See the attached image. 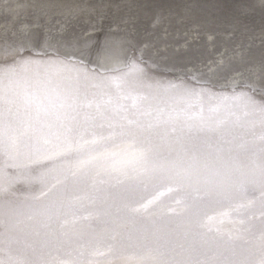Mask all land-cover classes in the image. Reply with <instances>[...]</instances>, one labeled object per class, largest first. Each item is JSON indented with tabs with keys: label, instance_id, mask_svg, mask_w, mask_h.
<instances>
[{
	"label": "bare ground",
	"instance_id": "obj_1",
	"mask_svg": "<svg viewBox=\"0 0 264 264\" xmlns=\"http://www.w3.org/2000/svg\"><path fill=\"white\" fill-rule=\"evenodd\" d=\"M128 1L0 0V141L13 149L0 163V264H224L231 256L224 245L213 261V243L201 232L229 241L256 232L252 218L264 207L252 202L264 190L238 200L248 186L225 177L243 169L237 151L264 170V147L253 144L264 146V24L255 18L259 11L264 18V0H249L250 7L244 0L238 13L225 7L237 14L230 19L201 9L220 28L189 9L165 10L160 34L158 14L141 29L137 14L125 23V12L109 19L108 6L113 14ZM156 1L153 9L162 11ZM182 57L188 62L173 64ZM230 115L254 125L249 144L223 133ZM202 116L205 123L197 121ZM200 127L216 135L199 146ZM101 150L102 161L121 160L103 180L90 166ZM152 156L163 161L149 162ZM32 171L45 190L29 182ZM156 180L170 181L158 188ZM48 197L61 199L62 208L36 205ZM258 241L250 251L254 264H264ZM196 243L198 252L205 246L193 263ZM239 261L227 264H248Z\"/></svg>",
	"mask_w": 264,
	"mask_h": 264
},
{
	"label": "water",
	"instance_id": "obj_2",
	"mask_svg": "<svg viewBox=\"0 0 264 264\" xmlns=\"http://www.w3.org/2000/svg\"><path fill=\"white\" fill-rule=\"evenodd\" d=\"M186 1H191V0H159V4L164 9H160L162 11H156L155 12V9H153V4H155V2H157L156 0H130V3H129V1L127 3H121L122 5H125L126 8H125V6H122V8L119 9V11H117L116 13H113V14H111L112 11H110V10H112V6L111 5H110V7L108 6L107 8L110 9L108 11V16L110 17L109 19L115 20V19L120 17L125 12L126 15H127L126 18H123L122 21H119V23H125L123 21L126 20L128 18V16L133 18V15L137 14L138 19H137V22H136V26L140 27V29H141L143 26H146V27L150 26V21L152 19V16L155 15V14H158V15L161 16V21H160L159 25L156 26V29L160 28V30L157 32L158 34H160L161 31L163 30L164 17L166 16V14L163 11H165V10H176V11H180V12L183 11L184 12V11H188V9H189L190 15H192L193 18L201 19V21H203L204 24L207 25V26H208L207 21H209L210 22L209 24H212L211 25L212 28H220L218 26L220 24H216L215 25V23H217V20H220V19L218 18V19L214 20L212 18L211 14L215 13V15H217L216 17L221 16L223 19H230L231 16L235 17L237 15L236 13L233 14V15H226V9L230 13H232L231 10H230L231 8L235 9L236 12H237V10L240 12V10L242 8L241 5L243 4L244 0H212V1H214V3H213L214 5L216 3H218L217 7L212 6L213 10H211L212 8H211V5H210V4H212V1L207 2L206 0H199V2H198V1H194L193 0V1L190 2V6H188V7H186L184 9L182 6L185 4ZM246 1H248L247 5L250 7L251 6V2L249 0H246ZM92 2H94V1H92ZM118 2H119V0H117V3ZM225 7H227V8L225 9ZM100 8L101 7H99V9ZM99 9H98V11H99ZM201 9L202 10H206V11H210L211 14L208 15L210 17H206V15L202 16L203 15L202 13H205V12L201 11ZM83 11H85V10H83ZM80 12H82V11L80 10ZM117 13H119V15L114 16ZM261 13H262V15H261ZM101 14H102V12H101ZM256 15H255V18H257L261 23L264 24L263 12L259 11V13L256 14ZM250 16H252V15L250 14ZM100 19H102V18H100ZM246 20H250V19L246 18ZM100 22H102V21H100ZM102 23L104 24V26L107 25L106 20H103ZM175 28H173V31H175ZM176 33H172L171 35H174ZM134 39L137 40L138 38H136V36H134ZM77 46L79 47V49L81 48V44L80 43L77 44ZM195 50H197V52L195 54H199V52L202 53V48L200 49V51H198L197 48H195ZM178 55H180V54H175V56H178ZM181 59H182V61H180L179 59L177 60V62H180V63H173V64H184L185 62H188L187 60L183 61L184 60L183 57ZM130 62H131V60H130ZM173 75H175V74H173ZM94 93H95V89H93V94ZM66 97L67 96H64V99ZM4 99L6 100L7 96L4 97ZM44 103L46 105H49V106L51 104H53V103H49V102H44ZM68 104H70V103H68ZM39 106H41V105H39ZM39 106H36L37 109L41 108ZM53 106H51V107H53ZM63 106L66 108L67 104L66 105L64 104ZM59 109H61V108H59ZM218 113L221 114L222 112H218ZM28 116L29 117L30 116L33 117L32 114H29ZM78 117H79V115H78ZM217 117H219V118H217L218 120H221V117L219 115ZM241 117L242 116L230 115V117L222 125L223 128H224V132L223 133L226 134V135H229V134L232 135L233 136L232 138H234V139H238V137L241 136V138L243 137L247 141V143L249 144V140H247V138H251L252 137V134L254 132L255 127H254V125L250 126L248 124L247 125L243 124V122H242L243 120H242ZM262 117H264V116H262ZM86 121H87V123H89V120H86ZM197 121H200L201 123H205L206 119L204 118V116H202ZM214 126H216V125H214ZM199 133L200 134H198L197 132L195 133V135H196V137H195L196 139L195 140H196V143L199 144V146L202 143V139H204L202 137L208 136L207 134H209V135L212 134V137H215V135H216V133H210V131H204V128H201V127H200V130H199ZM250 141H252V140H250ZM253 144H256V148H254L255 150H257V149L260 150V149H262L264 147L262 145L263 143H256L255 142ZM115 145L116 144L112 143V141H111L109 143V145H107L105 147H110V146L113 147ZM74 146L77 147L78 149H80L79 146H77V145H74ZM246 146L248 148L249 145L246 144ZM243 148H244V146H243ZM243 148H240L238 150H241ZM111 150H112V148H111ZM12 151H13L12 147H10L8 144L5 145L4 142L0 141V163L1 164H4V162H8V155ZM200 156H202V155L200 154ZM152 158H156V156L150 157L148 161L149 162H162L163 161L160 158L153 159V160H152ZM236 158L238 159L237 160L238 164H240V166L243 169H240L241 171H239L238 174H236L234 172H230L225 178H227L226 179L227 181L232 179V178L234 180H236V182L234 180L233 181L230 180L232 182L233 186H235V183L238 184L239 182H242V184L240 183L241 186H246L247 185L248 186L247 190L242 191V194H240L237 198H238V200H245V202H248V201L250 202L251 199H253L252 198L253 196H255V195L259 196L258 193L262 194V192H260V190H264L263 189V187H264V170H260L258 168L255 169L253 167V165L246 164L245 161H243V156L238 151H237V154H236ZM148 166H150V165H148ZM34 167H37V166L27 167V172L32 170ZM148 170L157 171L159 175L160 174L161 175L165 174V173H160L157 169H153L151 167H149ZM144 171H146V170H144ZM253 171L256 173L255 175H252ZM31 173H33V174H31ZM31 173L28 176L30 178H33V180H29V182L30 183L38 182L39 185H41V187L44 188L43 190H45L46 187H47V184H46L47 182L44 181V179L42 180L41 177L39 175H37L35 172L32 171ZM188 174L189 173H188V170H187L185 172V176L186 175L189 176ZM237 176H238V178H236ZM254 176H257V177H254ZM156 179H158V177H156ZM156 181L160 182V184H158V186H159L158 188H160V187H165L161 183L169 182L170 180H163V181L156 180ZM255 184H257L258 186L255 187L254 186ZM151 187H153V186H151ZM158 188H155V187L153 189L150 188L151 190H148V192H149L148 194L149 195L150 194H154L155 191ZM61 192L64 195H69V194L72 193L70 191H66V189H61ZM156 192H158V191H156ZM54 194H56L57 196H60L57 193H54ZM52 196H54V195H52ZM52 198L53 197H48L47 199H42V202L36 203V205H41V206L48 207L47 209L49 211H52V209L53 210H55V209L60 210L62 208V206L58 205V202L61 201V199L56 198V200L51 201ZM208 198H210V197H208ZM233 199H235V197H233L232 200ZM263 200H264V196H262L260 198V200H258L256 202H252V203H254L257 206V208L264 207V201ZM259 211L261 212L262 216L261 217H256V218H252V220H253L252 223H254L256 226L255 225H254L255 227L254 226H250V228H253L254 230H256V232L251 233L253 231H249L250 234L246 235L248 238L244 237L243 240H240L241 238L236 236V238H234V239L229 241V240H227L225 238H219L218 236H212V235H216V232H211V231L208 232V233L207 232H201L200 235L206 236L208 243H211V242L213 243L212 246H213V249L216 252H213L212 246L210 248H208V252H207L208 254L214 255L215 258L213 259V261L214 260H215V262L218 261L217 248H218V246L223 244L224 247L220 248V250L224 251L227 255H231V256H227V257H225L223 259V260H226V262H224V264H227L228 262L230 263V261H232V259L235 256H239L240 257V261H244L245 260V262L248 263V264H251V263L254 264V259H255L256 254H253L254 252L252 250L250 251V247H251L250 243H255V242L258 243L259 239H264V234H263L264 233V231H263L264 230V210H259ZM249 213H250V209H243L242 211H239V214H249ZM196 217H198V216H196ZM242 222L244 223V221H242ZM243 223H240V224H238V226H235L236 227L235 229H236V231H238V233H239V231H244L243 230V226H242ZM258 232H262V234H258ZM253 234H256V237L255 238H250V236L253 235ZM256 238H257V240H256ZM189 240H190V235H189V238H187L185 241L189 242ZM200 246H201L200 247V252H201L202 250H204V246L205 245H203L201 243ZM245 247H247V248H245ZM191 249H192V252H193V256H192L193 260H192V262L195 263L194 258H199V255H200V252H198V250H196L197 249V243L195 244V247L191 248ZM243 249H245V250L247 249L246 256H243L244 254H241V251H244ZM248 249H249V252H248ZM261 250H263V252H264V244H263V247L260 249V251L259 250H257V251H259V253H260ZM248 253H249V255H248ZM242 256L244 258H242V260H241ZM192 257H191V259H192ZM145 260H149V259H146V257H145ZM149 261H151V260H149ZM175 261L176 260H174V262Z\"/></svg>",
	"mask_w": 264,
	"mask_h": 264
},
{
	"label": "rangeland",
	"instance_id": "obj_3",
	"mask_svg": "<svg viewBox=\"0 0 264 264\" xmlns=\"http://www.w3.org/2000/svg\"><path fill=\"white\" fill-rule=\"evenodd\" d=\"M106 149V148H105ZM104 150V149H103ZM102 156H103V152H102V150L101 151H98L97 152V154L95 155V157L93 158V162L92 163H90V166H91V169H92V176H94V177H96V179L97 178H101V180H103L104 179V177H102V175L103 176H110L109 174H106V173H109L108 171H110L109 169H111V172H114V171H116L117 170V167L119 168L120 167V163H121V160L120 159H118V158H113V157H111V158H109V159H113L112 161L111 160H109L108 161V159H105L104 161H102ZM97 157H99V158H97ZM99 161V162H98ZM98 162V163H97ZM106 163H107V165H106ZM109 163H110V165H109ZM117 163V164H116ZM104 165V166H103ZM111 165H114V166H116L117 165V167H112L111 168ZM119 165V166H118ZM114 168H116V169H114ZM106 171V172H105ZM104 173V174H103ZM103 178V179H102Z\"/></svg>",
	"mask_w": 264,
	"mask_h": 264
}]
</instances>
